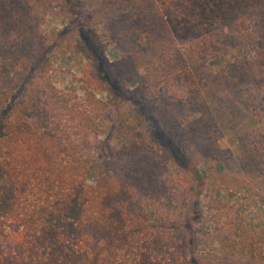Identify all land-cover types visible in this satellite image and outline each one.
<instances>
[{
    "label": "rangeland",
    "instance_id": "obj_1",
    "mask_svg": "<svg viewBox=\"0 0 264 264\" xmlns=\"http://www.w3.org/2000/svg\"><path fill=\"white\" fill-rule=\"evenodd\" d=\"M107 1L19 0L15 14L9 0H0V39L20 43L35 26L49 44L54 93L72 100L86 90L105 107L95 153L112 155L110 133L128 116L133 136L167 160L172 182L155 189L149 217L195 238L189 255L218 254L226 238L252 241L264 255V65L253 48L264 20L258 0H198L177 10L171 28L188 65L171 79L122 14L116 22L112 15L93 21L92 10Z\"/></svg>",
    "mask_w": 264,
    "mask_h": 264
},
{
    "label": "trees",
    "instance_id": "obj_2",
    "mask_svg": "<svg viewBox=\"0 0 264 264\" xmlns=\"http://www.w3.org/2000/svg\"><path fill=\"white\" fill-rule=\"evenodd\" d=\"M197 1L108 0L91 14L99 24L122 14L171 79L188 65L174 13ZM8 4L18 14L19 0ZM255 7L264 14V0ZM257 25L253 48L264 65V20ZM24 39H0V264H264L252 241L226 238L218 254L189 255L195 238L152 223L147 205L172 182L167 160L133 136L128 116L110 133L112 155L95 153L105 107L86 90L72 100L56 95L47 82L48 41L35 26Z\"/></svg>",
    "mask_w": 264,
    "mask_h": 264
}]
</instances>
